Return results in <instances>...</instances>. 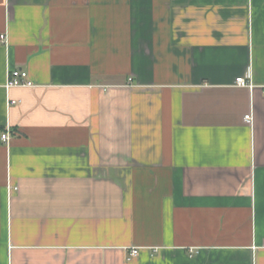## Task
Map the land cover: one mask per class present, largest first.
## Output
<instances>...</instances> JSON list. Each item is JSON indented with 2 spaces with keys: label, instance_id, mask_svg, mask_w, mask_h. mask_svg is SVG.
Here are the masks:
<instances>
[{
  "label": "crops",
  "instance_id": "1",
  "mask_svg": "<svg viewBox=\"0 0 264 264\" xmlns=\"http://www.w3.org/2000/svg\"><path fill=\"white\" fill-rule=\"evenodd\" d=\"M1 35L0 264H264V0H0Z\"/></svg>",
  "mask_w": 264,
  "mask_h": 264
},
{
  "label": "built area",
  "instance_id": "2",
  "mask_svg": "<svg viewBox=\"0 0 264 264\" xmlns=\"http://www.w3.org/2000/svg\"><path fill=\"white\" fill-rule=\"evenodd\" d=\"M0 39L5 41L6 36L1 35ZM250 79H251V70L248 69L245 74L236 77L235 84L238 86L253 87V83L251 82ZM34 86H36V83L30 77V74L27 70L23 68H14V69L9 70L7 80L5 83V88L7 89V91H9L10 89L14 87L32 88ZM8 100H9L8 105H14L19 102L18 99L11 98V97ZM252 118L253 117L251 114L246 115L247 120H252ZM10 138H11L10 130L8 128L7 131L2 133V139L6 142H9ZM139 252H140V249L138 247L132 248L131 252L128 255V260H131L132 258L136 257L139 254ZM195 252L196 250L190 249L191 254H194Z\"/></svg>",
  "mask_w": 264,
  "mask_h": 264
}]
</instances>
